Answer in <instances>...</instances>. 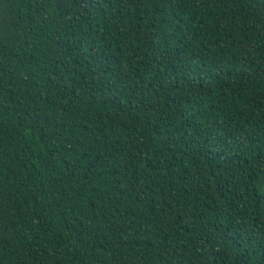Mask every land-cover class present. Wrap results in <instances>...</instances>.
I'll list each match as a JSON object with an SVG mask.
<instances>
[{"label":"trees","instance_id":"1","mask_svg":"<svg viewBox=\"0 0 264 264\" xmlns=\"http://www.w3.org/2000/svg\"><path fill=\"white\" fill-rule=\"evenodd\" d=\"M0 264H264V0H0Z\"/></svg>","mask_w":264,"mask_h":264}]
</instances>
